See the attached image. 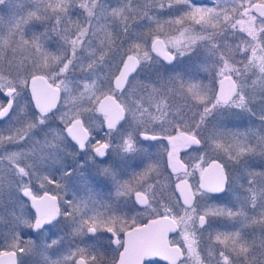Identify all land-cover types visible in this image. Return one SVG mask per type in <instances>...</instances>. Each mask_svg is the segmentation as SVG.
<instances>
[{
    "label": "snow or ice",
    "instance_id": "snow-or-ice-1",
    "mask_svg": "<svg viewBox=\"0 0 264 264\" xmlns=\"http://www.w3.org/2000/svg\"><path fill=\"white\" fill-rule=\"evenodd\" d=\"M0 7L9 13L6 23L0 15V213L9 217L6 232L0 234L6 249L0 251V264H26L25 257H40L32 264H156L151 258L157 256L169 264H264V163L250 164L256 157L264 161V0H232L229 8L204 7L197 0H148L143 5L118 0L115 7L106 0H0ZM77 7L83 21L71 20ZM164 16L168 19L162 20ZM140 21H147L146 30L133 28ZM37 23L44 31L31 32ZM185 23L199 30L185 28ZM165 24L180 26L179 36L161 39ZM230 33L234 38L246 33L248 39L240 37L233 46L226 42ZM121 35L131 41L120 59L123 67L99 75ZM51 40L57 43L55 52L47 48ZM201 55L199 68L209 73L208 84L186 80L190 74L177 71L174 63L179 57L193 61ZM238 63L243 67L237 68ZM77 71L80 80L74 79ZM140 73L147 74L146 82L134 83ZM176 97L183 99L190 116L183 108L173 111L171 100ZM237 109L258 116L259 130L225 128L221 118ZM96 112L103 115L104 138L92 135L90 122L98 119ZM57 118L64 126L58 132L50 125ZM68 138L93 161L97 175L112 182L117 196L135 195V204L149 213L148 225L136 227L133 218L132 230L125 231L122 216L97 210L91 189L88 201L49 194L48 185L61 192L73 176L85 180L69 163L68 157L74 161L76 153L66 152ZM164 140L171 146L167 166L179 181L180 211L162 205L156 188L144 179L159 165L148 142ZM5 145L16 150L8 151ZM178 146H197L195 151L203 153L192 173L178 159ZM211 153L215 156L205 159ZM137 160L145 168L135 174L136 186L122 182L124 169ZM196 170L200 179L189 184L188 176ZM35 182L43 195L34 192ZM220 193H232L234 199L225 202L213 195ZM217 221L231 222L235 231L213 232ZM249 228L251 238L245 231ZM25 229L38 236L52 229L67 231L37 243L24 239ZM177 230L183 247H169L167 234ZM204 233L215 243L202 259L197 248ZM68 236L72 239L62 252L55 258L46 255L62 247ZM85 238L94 243L84 244ZM105 240L106 245L95 243ZM113 245L115 255L107 261V249Z\"/></svg>",
    "mask_w": 264,
    "mask_h": 264
},
{
    "label": "flooded vegetation",
    "instance_id": "flooded-vegetation-1",
    "mask_svg": "<svg viewBox=\"0 0 264 264\" xmlns=\"http://www.w3.org/2000/svg\"><path fill=\"white\" fill-rule=\"evenodd\" d=\"M27 1L31 2V3H33V1L36 2L35 0H27ZM44 1L47 2V0H44ZM209 1L210 0H197L198 4L201 6H204V7H209V5H210ZM254 1H259V0H254ZM106 2L110 6H111V4H115V6H117V4H118V0H106ZM241 2H243V0H241ZM140 4L141 5L145 4L144 0ZM73 11H79L80 12V9L78 7L73 8L72 12ZM141 23L143 24V21L139 22V26ZM172 26H173L172 30H173V33L175 35V34H177V32H178L177 29L180 26H178V25H172ZM193 26H198V25H191L190 23H188V24L186 23L184 25L185 28L193 27ZM138 28H140V27H138ZM138 28L136 25V29H138ZM196 30L198 31L199 29L197 28ZM240 37H243L244 39H248L246 33H237L236 38H234L232 36V34L230 33L226 42L235 46V44L240 43ZM161 38L165 39V37H163V36H161ZM149 43H150V41H149ZM153 55H155V54H153ZM239 59H240V57L237 56V60H239ZM193 62L195 65H197V63H199V59L194 58ZM164 63H166V62H164ZM119 64H120V62H119ZM119 64H118V66H119ZM198 67H195L194 69H197V71L201 74V76L204 75V76H202L201 81L203 83H207L206 79L209 80L210 77L206 74H209V73L202 71L200 68L198 69ZM236 67L242 68L243 65L238 63L236 65ZM134 74L135 73H133L132 75H134ZM130 79H131V77H130ZM233 79L235 80L236 77L233 76ZM218 83H219V81L217 79V81L215 83V87H217ZM249 83H251V82H249ZM30 99H31V92H30V87H29V89H28V100H30ZM179 100H181V102H184L181 98H179ZM172 102L174 103V105H176V102L174 100ZM25 103H27V101H25ZM61 104H62V101L58 102V107H60ZM85 106H87V105H85ZM33 107H34V105H33ZM184 112L188 113V116L191 115V113L188 112L187 108H185ZM95 115H97L98 119H97V122L94 125H92V127H93L92 128V135H93V137H95L97 139L104 138V131L100 130V121L103 120V115H102V113H99V112H96ZM50 125H51L52 130L56 131V132H58L60 129H62L64 127L58 118L52 120L50 122ZM3 126L4 125H0V127H3ZM105 129H106V125H105ZM49 139H51V136H49ZM148 143H150L152 145V147L149 149V152L155 160L159 161V165H158V168L156 171L150 173L148 175V177H144V179H147V183L149 185H153V187L156 188L157 199L160 201V203L162 205H168L170 207L175 206V210L180 211L179 205L183 204V200L181 198L180 191L178 189H176V184L179 182L177 180V174L172 173L171 168L167 166V161H168L167 151H171V146L168 144L167 140H164L163 142L150 141ZM74 146H75V141H71V138H68V143L66 145V150H67L66 152L67 153H73V152L76 153L74 161L72 160L71 156L68 157V160H69V163H71L74 167H77L78 170L82 172L85 180L82 181L80 179L79 175H75V176H73V178L71 180L67 181V182H71L73 198L74 197H82V198H84L85 201H88L89 195H90L88 190L91 189V197L96 202L97 210L100 212H107L110 209L112 212L116 213L117 216H122L127 221V226L125 228V231L132 230L133 218L136 220V225H135L136 227H139V226H142L143 224H146L150 220L149 213L143 211L142 205L135 204V199H136L135 195L133 194L131 197L117 196L116 188L112 184V182L109 180H105L102 177H100L99 175H97L96 167H95L93 161L88 158L87 154H80V150L78 149V146H75V147ZM196 147L197 146H193L192 148H184V147L178 146V153H177L178 159L182 163H185L186 165H188L187 170L189 173L193 172L192 165L201 163L200 160L198 159V157L203 155V153L195 151ZM4 148L7 149L8 151L16 150L13 146H10V145H5ZM155 155H157L158 158ZM213 156H215V153L209 154V156H206L205 159H209L210 157H213ZM130 165L131 166L126 167L124 169V175L122 177V182L131 181L133 186H136L137 181L134 178V176H135V174L141 173L144 171L145 164L141 163L139 160H137L135 162H130ZM204 165H202V166H204ZM80 166H82V167H80ZM180 174L182 175V172ZM56 175H57V178H59L60 174L56 173ZM199 179H200V171L199 170H196L194 175L188 176L189 184H196L199 181ZM47 188L49 190L50 195H59L63 200L72 199L71 194L69 192L68 185L66 186L65 190L61 191V192H57L55 190L54 185H48ZM33 190H34V192H36L38 194L44 192V189H42L41 187L39 190H36L34 188H33ZM213 195H216L217 197H219L220 195H222V193L213 194ZM24 199L27 201L26 198H24ZM60 203H61V206L63 207L62 201ZM101 204L105 205L106 207H100ZM133 204H135V207H133ZM89 207H91V204H89ZM29 210H31L30 207H29ZM162 210L163 209H161V211ZM181 214H183V213L181 212ZM66 231L67 230L62 231V232L64 234H66ZM31 232H34V231H31ZM121 238H124L123 233L121 234ZM166 238L169 241V247H171L172 245L183 247V239L180 236L179 230H177L175 232H169L167 234ZM174 241L176 242L175 244L172 243ZM77 242H78V244L80 243L79 240H77ZM105 242H106L105 243V245H106L108 243V241L105 240ZM92 243H94V242L88 241L85 238L84 244L90 245ZM95 243H97V242H95ZM84 244H82V246H84ZM114 247L115 246L113 245L112 248L107 249V253L105 256V259L107 261H110L112 256L115 255V253L112 250ZM201 248H202V245L201 246L199 245V249L197 248V251L200 252ZM4 250H6V249L0 248V251H4ZM151 259L155 260L156 264H169V261L161 260L158 257H152Z\"/></svg>",
    "mask_w": 264,
    "mask_h": 264
},
{
    "label": "rangeland",
    "instance_id": "rangeland-1",
    "mask_svg": "<svg viewBox=\"0 0 264 264\" xmlns=\"http://www.w3.org/2000/svg\"><path fill=\"white\" fill-rule=\"evenodd\" d=\"M35 1L37 3L42 2V0H35ZM36 2L33 1V3H36ZM135 2L140 4L143 2V0H135ZM144 2L146 3V2H148V0H144ZM209 4H210L209 5L210 8L216 7L217 4H219L222 8H229L232 4V0H210ZM111 6L115 7V4H111ZM0 14L5 17V23H6L7 16L9 14L8 10L5 7H0ZM71 14H72L71 15L72 21H77V20L83 21V19H84V15L82 14L81 10H80V12L79 11H73ZM173 15H176V13H173ZM161 19L166 20V19H168V17L164 16V17H161ZM146 24H147V21H143V24L141 23L139 26L140 28H138L137 30H140V31L146 30V28H145ZM153 27H155V26L153 25ZM133 28L136 29L135 24L133 25ZM193 28L199 29V26H193ZM172 29H173L172 25L169 26V25L165 24L164 25V34H162L161 36H163V37H165V35H167V36H179V32H177V34L174 35ZM108 30L112 31L113 29L109 28ZM41 31H44V28L42 25L37 23V24H33L31 26V32H41ZM117 31H118V29H117ZM101 36H103V32L101 33ZM130 43H131V41L128 38L124 37L123 35H121L119 38L115 39V42L112 45V51L107 53V57H110L109 67L106 64H104V66L108 67V68H104V70H108V72H115L117 65L120 62L121 56L123 55L124 49H127ZM93 46L98 48L99 42L94 41ZM47 48L49 51L55 52L56 48H57V43L55 42V40L49 41L47 44ZM201 52H203V49H201ZM17 59L19 60L20 57L17 56ZM202 59H203V55H201V57L199 59V63H197V65H195L193 61L186 60L184 57H179L177 62H174V63L177 64V71L188 72L190 74V75L185 77L186 80H189L190 82H202L201 78L204 75L201 76V74L197 71V69H194L195 67L199 66L200 61ZM101 66H103V65H101ZM198 69H199V67H198ZM162 71H163V69H162ZM78 74H80L79 71H77L75 73V76ZM135 75H136V73L133 76H135ZM146 75H147L146 73H140L139 76H136V80L134 81V83H140L141 81L146 82ZM206 75H208L210 77L209 74H206ZM210 78H209V80L206 79L207 83H204V84H208L210 82ZM179 98L180 97H176L175 99L171 100V103L173 105H174V103L172 101L174 100L176 102V105H174V107H173L174 112L179 111L181 108H183L185 110V107L183 105L184 102H181V100H179ZM62 103H63V101H62ZM95 116L97 117V115H95ZM221 119H222V122H223V125L225 128H227L230 131H235V132H240V133H244V132L249 131V130L258 131L260 126H261L258 116H253V115H251V113L243 112L239 109L226 113ZM243 119H245V120H243ZM96 122H97V119L94 121H91L90 122L91 127ZM51 130H52V128H51ZM38 138L42 139L43 134H40V137H38ZM155 156L158 158L157 155H155ZM261 163H264V161H261L259 159V157L253 158L250 161V164L253 166L259 165ZM256 170H259V169H256ZM0 175H3V173H0ZM66 184L68 185L69 192L71 194V198L73 199L71 182L66 181ZM34 189H36V190L40 189L39 182L34 183ZM219 197H222V200L225 202L228 201L229 199H234V195L232 193H228L226 196L222 193V195H220ZM4 199L7 202V193L6 192H5ZM0 214H2L4 217L3 221H0V234H3L7 230V220L9 217H8L7 213H0ZM216 230H219V231H235V228L232 226L231 222L217 221L216 223H214L212 231L215 232ZM245 231L249 234V238H251L252 229L249 228V229H246ZM55 232L57 233L58 236H65V234L62 231H58L57 229H52L51 232L46 233L44 236H38L35 232H31L30 230L25 229L24 230V239L25 240H33L37 243H43L45 241L46 236H50L52 239H56L57 238L56 236H52L55 234ZM255 234H256V237L259 238V231L258 230L256 231ZM71 239L72 238L70 236H68L64 240V244L62 247H55L53 249H50L46 253V255H48L52 258H55L56 254H59L60 252H62L64 250V248H66L68 246V243ZM84 241H85V239H84ZM48 242H50V240ZM75 243L78 244L77 241H75ZM101 243L105 244L106 242L105 241H97L98 245ZM214 243H215V241L213 240L210 242L208 240V234L204 233V236L200 242V246L202 245L203 251H201V249H200L201 253L198 251L200 253L202 259L207 256V254L210 250L209 245L214 244ZM0 248H2V249L5 248L3 245L2 239H0ZM198 249H199V247H198ZM212 250L214 251V249H212ZM33 259L38 260V259H40V257H35V258L25 257L26 264H32ZM211 264H215L214 260H211Z\"/></svg>",
    "mask_w": 264,
    "mask_h": 264
},
{
    "label": "water",
    "instance_id": "water-1",
    "mask_svg": "<svg viewBox=\"0 0 264 264\" xmlns=\"http://www.w3.org/2000/svg\"><path fill=\"white\" fill-rule=\"evenodd\" d=\"M254 2H259V1H254ZM162 39V38H161ZM150 44H151V41H150V43H149V47H150ZM153 54H155V53H153ZM125 59H126V57H124ZM119 67L120 68H122L123 67V65L122 64H119ZM116 72V71H115ZM118 74V73H117ZM219 87H220V85H219V83L217 84V87H216V89H217V91H219ZM97 107H98V105H97ZM203 167H207V165L205 164ZM44 194V192H42V193H40L39 195H43ZM27 199V198H26ZM28 205H29V207L31 208V204H30V201H28ZM32 210V212H34V209H31ZM150 223V220L146 223V224H143L142 226H139V228H144V226L145 225H148ZM171 247H175V245H172ZM159 259H161V260H165L162 256H157ZM5 261H7V257H4L3 258Z\"/></svg>",
    "mask_w": 264,
    "mask_h": 264
},
{
    "label": "trees",
    "instance_id": "trees-1",
    "mask_svg": "<svg viewBox=\"0 0 264 264\" xmlns=\"http://www.w3.org/2000/svg\"><path fill=\"white\" fill-rule=\"evenodd\" d=\"M222 8V7H221ZM106 59H107V63H105L108 67H109V64H110V57H106ZM114 63V62H113ZM114 65V64H113ZM101 68H102V70L101 71H99V75H101V76H104V75H106V74H108L109 72H108V70H104V68H108V67H106V66H104V64H103V66H100ZM81 76H82V74L80 73V74H78V75H76V76H74V79H76V80H80L81 79ZM62 95H63V93H62ZM243 120H245V119H243ZM247 124V123H246Z\"/></svg>",
    "mask_w": 264,
    "mask_h": 264
}]
</instances>
